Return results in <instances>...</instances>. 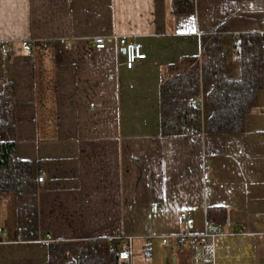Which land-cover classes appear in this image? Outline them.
Wrapping results in <instances>:
<instances>
[{"label": "crops", "instance_id": "0c3cea01", "mask_svg": "<svg viewBox=\"0 0 264 264\" xmlns=\"http://www.w3.org/2000/svg\"><path fill=\"white\" fill-rule=\"evenodd\" d=\"M222 26L231 76L239 35L259 33L264 58V0H194L175 16L170 0H0V77L14 85L16 118L2 139L43 177L42 238L120 236L132 264H264V85L241 134H205L206 104L199 128L160 134L162 80ZM98 36L136 38L146 58L127 70L118 44L94 48ZM208 208L226 210L224 236L202 237ZM15 214L13 197L0 203V264H46L42 238L16 241Z\"/></svg>", "mask_w": 264, "mask_h": 264}, {"label": "trees", "instance_id": "16d2710c", "mask_svg": "<svg viewBox=\"0 0 264 264\" xmlns=\"http://www.w3.org/2000/svg\"><path fill=\"white\" fill-rule=\"evenodd\" d=\"M193 11L194 0H170L173 16ZM224 30L222 26L214 33L201 35L199 55L186 59L177 74L162 80L159 94L162 136L199 128L201 110L189 100L199 96L201 83L210 86L205 104L212 111L206 121L205 134L244 132L245 117L256 106L258 93L264 85L263 46L259 33L239 35L235 45L238 73L231 76L222 48ZM15 119L14 85L3 75L0 77V203L14 198L16 237L20 236L23 242H34L42 238L39 225L42 187L35 180L32 165L17 158L15 143L2 139L5 129L15 125ZM206 221L210 227L224 230L226 210L208 208ZM2 233L0 226V241ZM120 244L116 239L50 242L46 264H116Z\"/></svg>", "mask_w": 264, "mask_h": 264}, {"label": "built area", "instance_id": "2783aa9c", "mask_svg": "<svg viewBox=\"0 0 264 264\" xmlns=\"http://www.w3.org/2000/svg\"><path fill=\"white\" fill-rule=\"evenodd\" d=\"M61 44L64 43L67 47L69 44L66 42H60ZM92 43L94 45V48L96 49H104L109 43H116L118 44L122 49L124 53V61L123 66L127 70H131L137 62L144 60L146 58V55L142 52V46L139 42L136 41V38L129 39L127 36H120L115 37L111 36L110 38H104V37H94L92 38ZM21 49L26 52L27 54H31L32 52V45L29 41H22L20 44ZM2 52L6 54L7 52V46L2 44L1 45ZM202 84V83H201ZM203 93V92H202ZM202 93L199 94V96L196 99H190L189 102L191 105L198 107L200 110H203V107L205 105V98ZM207 95V94H205ZM193 129H185L184 133H191ZM36 182L41 183L43 181V177L38 176L35 178ZM157 208L154 206L150 209V212L152 214L156 213ZM181 219H186L188 215L186 213L181 214ZM230 226V223H226V228ZM227 232L225 230H221L216 227H212L207 229V231L202 235V237H216V236H224ZM233 235L242 234V230H236L233 231ZM151 237V236H150ZM116 240L120 241V250L117 253V262L116 264H132V258H133V252H132V246L131 242L129 240H123L120 236L115 238ZM199 237L197 236H189V240L191 242H197ZM52 240L51 236L46 235L44 238L41 239L42 242L50 243ZM188 238L187 236H179L178 242L180 244H185L187 242ZM17 242H21V237H16ZM145 257L150 256L149 251L144 252Z\"/></svg>", "mask_w": 264, "mask_h": 264}]
</instances>
